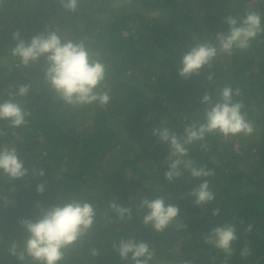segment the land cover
I'll use <instances>...</instances> for the list:
<instances>
[{"label": "trees", "instance_id": "16d2710c", "mask_svg": "<svg viewBox=\"0 0 264 264\" xmlns=\"http://www.w3.org/2000/svg\"><path fill=\"white\" fill-rule=\"evenodd\" d=\"M248 11L258 12L264 26V0H80L75 12L59 0H0V102L20 84L31 86L27 96L16 97L29 113L26 124L0 120V146H14L30 173L45 172L16 180L0 173V264H33L9 251L27 234L20 220L36 219L37 204L70 198L91 202L96 222L59 264H130L112 247L128 238L149 243V264H264V32L246 50L218 52L199 75L185 79L177 72L186 51L215 43L217 33L228 31L226 17ZM49 29L85 41L106 65V105L65 104L42 81L44 57L25 68L11 55L13 32L28 41ZM225 86L239 89L233 99L242 102L254 132L210 133L188 146V157L214 173L201 179L209 180L215 199L198 206L189 193L201 179L187 171L174 182L165 179L171 149L152 129L183 135L187 125L203 122L205 91L216 99ZM41 182L42 194L36 191ZM158 196L180 209L159 232L143 224L138 207L142 198ZM114 199L131 208L130 217L118 218ZM224 223L237 229L230 256L204 239ZM246 246L250 254L242 255Z\"/></svg>", "mask_w": 264, "mask_h": 264}, {"label": "clouds", "instance_id": "9594fccd", "mask_svg": "<svg viewBox=\"0 0 264 264\" xmlns=\"http://www.w3.org/2000/svg\"><path fill=\"white\" fill-rule=\"evenodd\" d=\"M79 2L80 0H59L61 7L68 12H75ZM261 19V15L256 11H248L240 18L226 17L228 31L217 33L215 43H196L186 51L177 68L178 75L185 79L199 75L205 65L210 66L218 52L230 55L233 49H248L250 42L259 33L264 32ZM12 39L15 45L10 52L13 57L19 58L20 66L27 68L44 57L46 63L42 81L65 104L106 105L109 102L106 65L95 58L85 41L66 38L50 29L34 35L28 41L16 31L13 32ZM208 79H211V76ZM30 87V84H20L15 93L9 94V99L0 102V120L8 121L11 127L26 124V116L29 113L16 97L27 96ZM239 94V89L234 93L231 87L225 86L220 90L218 98L214 99L205 91L200 100L201 104L206 105L203 122L187 125L183 135H177L168 127L152 129V135L156 136L160 143L168 144L171 149L170 156L164 161L167 165V171L164 172L167 181L174 182L185 171L197 179L214 175L212 170L197 166L188 157V146L203 141L206 134L218 133L228 137L241 133L251 135L254 132L252 123L247 119L246 113L242 112V102L233 99L234 95ZM2 135L4 132L0 130V136ZM0 173L6 175L9 180L28 175L33 178L43 177L45 174L42 169H33L30 173L14 146H0ZM36 191L42 194L45 191V182L37 184ZM189 196L194 197L193 203L198 206L208 204L215 199V193L210 189L208 179H201V182L191 189ZM37 207L39 215L36 219L20 220L27 234L22 246H18L15 242L12 244L9 249L10 254L21 262L30 258L33 264H59L64 259L66 250L92 229L96 222V208L91 202L77 198L59 201L47 207L37 204ZM110 207L120 220L132 214L131 208L121 206L115 202V199L110 203ZM138 207L144 211L143 224L151 225L158 232L167 228L180 212L178 205L167 203L163 196L152 199L144 197ZM219 212V208H216L212 214L215 216ZM251 230L252 225L249 224L247 231ZM204 239L206 243L230 256L233 253V243L238 239L236 226L233 223L217 225L210 229ZM112 247L122 260L130 261V264H149L154 255L148 242L136 238L121 239L118 243H113ZM92 254L98 253L93 250ZM241 254H250L247 246Z\"/></svg>", "mask_w": 264, "mask_h": 264}]
</instances>
